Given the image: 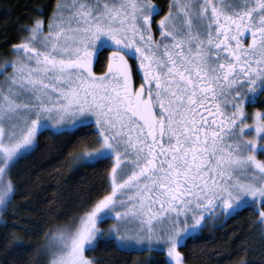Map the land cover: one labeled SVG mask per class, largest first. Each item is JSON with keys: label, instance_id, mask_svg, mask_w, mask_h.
Segmentation results:
<instances>
[{"label": "snow or ice", "instance_id": "snow-or-ice-1", "mask_svg": "<svg viewBox=\"0 0 264 264\" xmlns=\"http://www.w3.org/2000/svg\"><path fill=\"white\" fill-rule=\"evenodd\" d=\"M35 11L0 59V213L41 136L72 135L73 159L103 176L42 248L6 220L0 247L35 264H98L101 247L186 264L181 248L217 211L251 209L264 225V0H56L50 15Z\"/></svg>", "mask_w": 264, "mask_h": 264}, {"label": "trees", "instance_id": "trees-1", "mask_svg": "<svg viewBox=\"0 0 264 264\" xmlns=\"http://www.w3.org/2000/svg\"><path fill=\"white\" fill-rule=\"evenodd\" d=\"M155 2L163 7L165 0ZM55 3L56 0H0V59L10 54L5 38L17 42L15 25L30 24V18L40 14L35 11L37 8L45 9L50 15ZM95 70L101 69L97 66ZM71 141L70 134L41 136L36 151L21 161L15 170L21 173L17 180L21 194L3 214V220L9 225H17L7 231L24 241L26 246L42 248L46 243L45 233L70 223L102 182L100 166L73 167V158L79 149ZM25 228L29 231H24ZM3 231L0 228V237ZM181 251L187 264H241L242 261L264 264V229L258 214L245 209L221 224H207L199 238L190 240ZM92 255L98 258V264H137L138 261L154 264L162 259L159 253L104 247ZM149 256H153L154 261L150 262ZM35 261V253L6 252L0 247V264H35Z\"/></svg>", "mask_w": 264, "mask_h": 264}, {"label": "rangeland", "instance_id": "rangeland-1", "mask_svg": "<svg viewBox=\"0 0 264 264\" xmlns=\"http://www.w3.org/2000/svg\"><path fill=\"white\" fill-rule=\"evenodd\" d=\"M78 165H80V162L73 159V167H76ZM3 214L4 213H0V220H3ZM215 215L217 217H219V218L218 219L210 218L209 221H208V224H211V225L215 226V225L223 223L228 217H230V216H224V215L220 214L219 211H217V213ZM105 223H106L105 225H103V224L101 225L102 228H107L112 223V221L109 220V221H106ZM262 226H263V229H264V225H262Z\"/></svg>", "mask_w": 264, "mask_h": 264}]
</instances>
